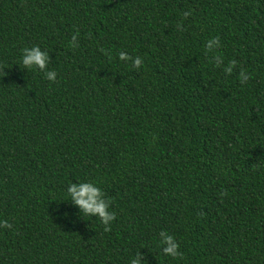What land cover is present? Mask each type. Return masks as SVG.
Instances as JSON below:
<instances>
[{"label": "trees", "instance_id": "trees-1", "mask_svg": "<svg viewBox=\"0 0 264 264\" xmlns=\"http://www.w3.org/2000/svg\"><path fill=\"white\" fill-rule=\"evenodd\" d=\"M5 220L0 264H264V0H0Z\"/></svg>", "mask_w": 264, "mask_h": 264}, {"label": "clouds", "instance_id": "clouds-1", "mask_svg": "<svg viewBox=\"0 0 264 264\" xmlns=\"http://www.w3.org/2000/svg\"><path fill=\"white\" fill-rule=\"evenodd\" d=\"M220 40L219 37H215L213 40L209 41V51L212 50V45L218 43ZM103 51V50H102ZM22 64L24 68L29 70L38 69L43 72L45 78L51 82H55L57 78V73L54 71H47L50 56L47 51H41L39 46H34L32 48L22 49ZM111 59V57H109ZM119 59L121 61H129L137 69L143 66V60L141 57L137 56L134 60L132 57L126 55L123 51L119 53ZM236 66V60H231L228 67L225 68V71L231 75L233 68ZM3 75L6 76L7 73L3 71ZM251 77L247 72L241 68V83H247ZM70 200L79 207L83 216L96 217L104 225V231H111V224L116 219L115 212L110 211L109 209V200L102 199V192L100 188L94 186L92 182L88 183H79V184H70L67 191ZM0 227L5 229H12L13 225L10 224L7 220L0 222ZM162 240L160 244L166 245L163 250L165 256L173 258H182L183 253L180 252V245L177 243L176 239L169 235L168 233H161ZM132 264H139L138 260H133Z\"/></svg>", "mask_w": 264, "mask_h": 264}]
</instances>
